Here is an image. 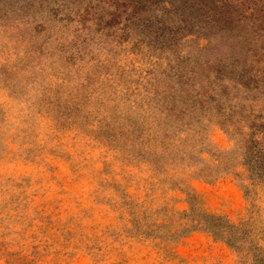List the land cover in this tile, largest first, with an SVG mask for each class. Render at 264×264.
Here are the masks:
<instances>
[{"label":"rangeland","instance_id":"obj_1","mask_svg":"<svg viewBox=\"0 0 264 264\" xmlns=\"http://www.w3.org/2000/svg\"><path fill=\"white\" fill-rule=\"evenodd\" d=\"M0 264H264V0H0Z\"/></svg>","mask_w":264,"mask_h":264},{"label":"trees","instance_id":"obj_2","mask_svg":"<svg viewBox=\"0 0 264 264\" xmlns=\"http://www.w3.org/2000/svg\"><path fill=\"white\" fill-rule=\"evenodd\" d=\"M261 167H262V164H259L258 168L260 169ZM258 183H262V181L258 180ZM213 217L217 218V219H215L216 221L214 223H210V224H207V223L205 225L203 224L204 229L212 231L217 236L226 237V234H225L226 228L220 224V221H222V219H220V218H222V217L217 216V215H214ZM202 223H204V222H202ZM193 227L197 228V226H193Z\"/></svg>","mask_w":264,"mask_h":264}]
</instances>
